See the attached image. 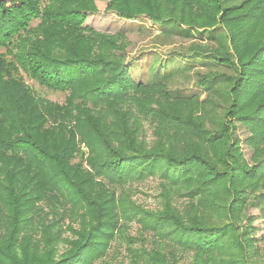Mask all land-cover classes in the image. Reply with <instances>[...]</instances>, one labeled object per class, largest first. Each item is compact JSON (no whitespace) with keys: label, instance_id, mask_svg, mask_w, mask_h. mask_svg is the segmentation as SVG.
<instances>
[{"label":"trees","instance_id":"trees-1","mask_svg":"<svg viewBox=\"0 0 264 264\" xmlns=\"http://www.w3.org/2000/svg\"><path fill=\"white\" fill-rule=\"evenodd\" d=\"M101 1L0 0V264H264V0H107L211 45L143 79L125 32L83 26Z\"/></svg>","mask_w":264,"mask_h":264},{"label":"rangeland","instance_id":"rangeland-1","mask_svg":"<svg viewBox=\"0 0 264 264\" xmlns=\"http://www.w3.org/2000/svg\"><path fill=\"white\" fill-rule=\"evenodd\" d=\"M106 1L97 2L96 6L98 9L97 13H88L83 26H89L92 29L107 33L115 34L119 32H125L127 35L128 46L126 49V62L130 64V74L134 79H143L151 76L154 68H157L161 64L166 66H173L176 64L175 61L170 64L168 61L170 58L178 57V60L182 63H190L188 59L182 58L187 49L192 48L194 45L197 46H211L209 43L198 41V39H179L174 37H163L159 35V28L149 18L140 16L133 20L121 19L113 11L106 10ZM207 34V33H206ZM175 57H174V56ZM214 65L213 69H215ZM221 70V69H220ZM208 68L201 66L198 63H193V69L191 70V79L195 77V73L205 74L208 72ZM226 71V70H225ZM191 80V82H192ZM34 93L41 96L49 101L63 103L64 94L62 93H51L44 89L39 88L36 84L30 81H26ZM189 83L187 88L190 90H198L194 83ZM195 82V81H194ZM187 89V90H188ZM205 98V93L201 94L200 99ZM148 130V129H147ZM150 131H147L149 137ZM249 133L243 129L241 125H237L236 136L243 142V153L246 159H249L251 151L244 144L246 137ZM132 199L145 208L153 209L157 207V199L155 198L158 193L155 180H148L144 183L134 184L130 187ZM252 214H256L255 211ZM255 226L259 229L262 228L261 221H255ZM261 234L258 233L257 236ZM123 249L117 248V245H113L110 249L109 256L113 255V262L122 261L126 263L124 258Z\"/></svg>","mask_w":264,"mask_h":264}]
</instances>
